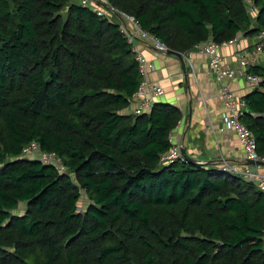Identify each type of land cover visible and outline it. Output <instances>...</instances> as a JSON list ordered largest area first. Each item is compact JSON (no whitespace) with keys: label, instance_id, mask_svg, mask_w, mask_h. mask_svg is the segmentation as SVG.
<instances>
[{"label":"trees","instance_id":"obj_1","mask_svg":"<svg viewBox=\"0 0 264 264\" xmlns=\"http://www.w3.org/2000/svg\"><path fill=\"white\" fill-rule=\"evenodd\" d=\"M81 1L0 0V264H264L263 192L222 160H161L180 108L126 110L134 44ZM109 2L183 54L241 35L264 47V0ZM249 71L240 120L264 153L263 62ZM32 143L66 171L25 156Z\"/></svg>","mask_w":264,"mask_h":264},{"label":"crops","instance_id":"obj_2","mask_svg":"<svg viewBox=\"0 0 264 264\" xmlns=\"http://www.w3.org/2000/svg\"><path fill=\"white\" fill-rule=\"evenodd\" d=\"M256 37L241 35L235 44L220 47L222 63L233 65L236 52L245 53L253 60L257 56L252 54L256 51ZM141 48L155 67L150 78L164 87L160 99L177 105L182 112L171 134L172 140L179 141L190 157L202 163L222 160L228 165H249L243 159L236 137L223 122L226 108L219 97V86L209 69L207 57L194 50L185 52L184 57L189 58L190 64L185 58L184 71L176 56L157 52L145 43H141ZM229 85L239 97L247 92L243 79L231 80ZM133 108L134 103H131L126 110L131 112Z\"/></svg>","mask_w":264,"mask_h":264},{"label":"built area","instance_id":"obj_3","mask_svg":"<svg viewBox=\"0 0 264 264\" xmlns=\"http://www.w3.org/2000/svg\"><path fill=\"white\" fill-rule=\"evenodd\" d=\"M88 0H82V4L85 5ZM93 9L98 15H117L121 17V22L124 26L125 34L129 41L133 42L134 58L138 64L143 80L137 92L134 95V109L135 114L146 112L150 109L154 100L161 97L164 90L163 87L156 81L149 78V72L154 70V65L151 60L145 55L141 48V43L152 45L153 49L162 54H166L169 49L165 43L158 38L152 36L150 33L142 29L133 19L132 16L118 10L112 5L109 0H92ZM262 35L256 37V51L252 54H258L261 51L264 52L263 44L261 43ZM238 38L225 41L221 44L213 43L211 40L201 42L194 47V51L207 57L210 71L214 74L215 80L221 85L220 95L223 98V104L226 108V113L223 115V122L226 129L231 131L243 151V159L248 161L257 162L260 164L249 165H225L229 170L239 173L244 178L252 180L257 187L264 194V153H258L257 143L254 134L244 125L240 120L242 109L244 108V101L231 91L229 82L235 79H243L246 83L247 89H253L258 86L260 78L248 71V67L253 64L251 57L245 53L236 52L234 55V64L225 66L222 63L219 49L220 47H227L235 44ZM189 62V58L185 57ZM180 143L174 144L168 152L162 155L161 160L167 161L172 158L182 156ZM24 154L36 155L40 161L45 163H51L55 165L59 171H64L62 161L59 157H56L45 152H40L37 144L32 143L24 148ZM34 158H36L34 156ZM264 241V237H263Z\"/></svg>","mask_w":264,"mask_h":264},{"label":"rangeland","instance_id":"obj_4","mask_svg":"<svg viewBox=\"0 0 264 264\" xmlns=\"http://www.w3.org/2000/svg\"><path fill=\"white\" fill-rule=\"evenodd\" d=\"M72 1H75V2H80V0H72ZM81 3H82V1H81ZM113 17L114 18H116V19H118L119 21H121V17H119V16H117V15H113ZM257 56L253 59V62L255 63V61L256 62H258V63H262L263 62V64H264V52H260V53H258V54H256ZM184 58V62H186L185 61V57H183ZM250 67V66H249ZM249 67H248V71H249ZM154 70H155V68H154ZM154 70H152V71H150L149 72V78H150V74L154 71ZM153 81H155V80H153ZM216 81V80H215ZM157 82V81H156ZM216 83L218 84V91H219V97H220V99L222 100V102H224L223 101V98L221 97V95H220V91H221V85L216 81ZM246 84V83H245ZM163 89H164V87H163ZM230 89H231V91L234 93V95H236V92H234L233 91V89L230 87ZM234 135V134H233ZM235 136V135H234ZM238 142V141H237ZM241 147V146H240ZM28 157H34L33 155H27ZM64 171L63 172H65L66 171V169H63ZM82 201H81V206L85 203V201L87 200L86 199V197H85V195L84 194H82Z\"/></svg>","mask_w":264,"mask_h":264},{"label":"water","instance_id":"obj_5","mask_svg":"<svg viewBox=\"0 0 264 264\" xmlns=\"http://www.w3.org/2000/svg\"><path fill=\"white\" fill-rule=\"evenodd\" d=\"M166 54H169V55H174L178 58L183 70L185 71V62H184V54L181 53V52H178V51H175L173 49H168ZM181 154L186 157L188 160L196 163V164H209L210 162H205V163H202L201 161L199 160H196L192 157H190L187 153H186V150L184 149V147L182 146L181 147ZM250 164H260V163H257V162H253V161H248Z\"/></svg>","mask_w":264,"mask_h":264}]
</instances>
